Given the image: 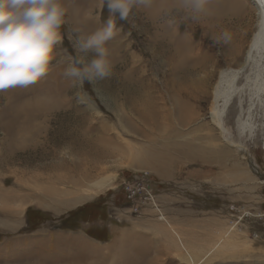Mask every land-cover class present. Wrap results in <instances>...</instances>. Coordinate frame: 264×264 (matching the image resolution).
Listing matches in <instances>:
<instances>
[{"label":"rangeland","instance_id":"1","mask_svg":"<svg viewBox=\"0 0 264 264\" xmlns=\"http://www.w3.org/2000/svg\"><path fill=\"white\" fill-rule=\"evenodd\" d=\"M210 1L258 20L253 0ZM159 4L117 21L122 31L107 44L113 75L82 83L83 77L65 75L79 55L76 30L95 31L109 10L101 0H75L54 70L27 88L0 91V264H189V255L195 264H264L254 66L247 64L235 83L242 91L224 108L217 103L221 127L212 118L221 73L244 63L253 28L243 52L227 57V45L214 42L217 33L202 18L178 15L171 28L157 13ZM166 31L192 52L182 69L173 67L177 56ZM175 96L186 100L193 117H178ZM143 175L163 219L150 207L134 212L125 200L124 186ZM101 179L109 185L96 192L92 183ZM46 189L56 193L53 199L44 197ZM63 231H82L75 242L91 244H67L75 234ZM89 238L129 245H92ZM20 242L32 247L22 252Z\"/></svg>","mask_w":264,"mask_h":264},{"label":"clouds","instance_id":"2","mask_svg":"<svg viewBox=\"0 0 264 264\" xmlns=\"http://www.w3.org/2000/svg\"><path fill=\"white\" fill-rule=\"evenodd\" d=\"M75 0H0V91L27 88L49 75L58 61L57 53L63 45L62 31ZM109 16L102 26L91 33L76 30L74 48L79 53L65 69V75L92 82L110 78L114 65L107 44L134 12L151 10L157 0H101ZM209 0H175L169 7L160 0L163 22L175 26L177 16L198 21L209 13ZM99 19V17H97ZM232 34L225 30L214 42L227 44ZM91 54V58L86 57Z\"/></svg>","mask_w":264,"mask_h":264},{"label":"bare ground","instance_id":"3","mask_svg":"<svg viewBox=\"0 0 264 264\" xmlns=\"http://www.w3.org/2000/svg\"><path fill=\"white\" fill-rule=\"evenodd\" d=\"M164 1L166 3V1H169V0H164ZM168 3H166V4L169 6L170 3H172V2H168ZM253 4H254L257 12H258L257 22H253L250 13L247 11H245L244 15H242L243 10L235 9V11H233L232 8L230 6H227L226 3L210 1L209 5H208L209 13H208V15L202 17V21H203L202 23H204V25L207 28H209L213 32L217 33V36L225 30L229 31L232 34V39L226 44L227 45L226 56L227 57L231 56L232 58H237L236 56L239 53L241 54L243 52V48L241 46V43L244 41L246 34L249 31H251V29L253 28L252 35L249 39L248 46H247V49L245 51L244 63L242 62V64L239 65V67L237 66V69H235L233 71L230 70L228 72L221 73L220 80L217 83L216 88L214 90L213 101L215 102V106L213 108L212 114H214V116L212 118L218 123V127H221L220 122H221L222 111L217 110V106H216L217 103L219 101L222 102V107L224 108L229 103L230 98L232 96L241 92L242 89H238L235 86V83L238 79L243 77V75L245 74L244 69H245V66L247 64H251L252 66H254L256 71H257L256 83L254 84L255 96H257V98H259V102H260L259 104H260L261 113H262V115H261L262 116V120H261L262 122L260 124V131H261V149H262L263 158H264V0H253ZM159 5L157 7L158 8L157 13H161ZM159 15L160 14H158V16ZM165 34L168 36L165 38L172 42V44H173L172 50H173L174 54L177 56L176 57V63H174L173 67L175 69L176 68L182 69L184 67L183 66L184 63L189 62L188 58L191 57L192 52H191V54H189V52L183 51V43H180L181 40L176 35V33H174V32L168 33L166 31ZM211 36H213V35H211ZM195 61H196L195 59L191 60V63L195 64L196 63ZM172 62H174V61H172ZM236 63H239V62H236ZM131 74H132V72H131ZM127 78L130 79L129 77H127ZM206 80H207V77H204L202 80L203 86L201 87V90L199 92L202 95L206 94L204 91V88L206 86ZM130 82H132V78H131ZM134 83H135V81H134ZM225 84H227L226 87H225ZM190 86H192V85H190ZM180 89H181L180 93H183L185 91L183 88H180ZM185 92H187V89ZM197 92H198V90H197ZM199 93L196 96H199ZM180 98L176 97V96L174 97V103H175V106L177 107L176 110L178 113L177 115H179L178 117H182L183 115H185L187 117V119L190 117H193L194 114L187 108V103L185 102L186 100L185 101L182 100V102H183L182 103L181 102L182 98L181 99ZM193 98L195 99L196 97H193ZM188 102H190V101H188ZM87 143L92 145V142H87ZM108 183H109V180L101 179V180L94 181L92 183V186L96 189V192H97V191L103 190L107 185H109ZM49 189H46V191L43 193V195L45 198L49 197V199H50V196L52 198L55 192L52 193V191H51L52 189L50 191H49ZM28 193L30 194V192H28ZM34 193H36V192H34ZM39 193H41V192H39ZM0 195H2V194H0ZM26 196H27V194H26ZM49 201H46V202H49ZM67 201H69V200H67ZM46 202L44 201L45 204H46ZM67 203H69V202H67ZM187 261L189 264H195L194 259L190 255H189Z\"/></svg>","mask_w":264,"mask_h":264},{"label":"built area","instance_id":"4","mask_svg":"<svg viewBox=\"0 0 264 264\" xmlns=\"http://www.w3.org/2000/svg\"><path fill=\"white\" fill-rule=\"evenodd\" d=\"M147 176H136L135 183L124 186L125 200L131 205L132 211L139 212L143 207H150L157 212L158 219H163L156 196L150 187L151 179Z\"/></svg>","mask_w":264,"mask_h":264},{"label":"crops","instance_id":"5","mask_svg":"<svg viewBox=\"0 0 264 264\" xmlns=\"http://www.w3.org/2000/svg\"><path fill=\"white\" fill-rule=\"evenodd\" d=\"M1 190H2V188H1ZM9 212H10L9 213V215H10L9 218H11V219L14 218L13 216H15L16 213H17L16 211H9ZM13 214H15V215H13ZM65 233H67V232L66 231H63V234H65ZM70 233L75 234L76 236L75 235H72L73 237H69V238H71L73 240L72 241L71 240H68L66 242L67 244H72V245H74V244L75 245H89V244H91V243H89V244L88 243H85L82 240H79V241L75 242L76 240H78V238L83 237V236L80 237L79 235H85L82 231L81 232H79V231L78 232H71V231H69L67 234H70ZM111 233H112V230H111ZM89 239L92 241V245H129V244L125 243V242H122V243L121 242L120 243H118V242H112L110 239L109 240H99V239H95L94 240L92 238H89ZM30 240H33V239H30ZM69 241H71L73 243H69ZM28 244H32L33 245L34 243L31 241V243H28ZM18 245H19L18 246V249H21L22 252H25L27 250V248L32 247L31 245L27 246L26 243H21V242Z\"/></svg>","mask_w":264,"mask_h":264},{"label":"trees","instance_id":"6","mask_svg":"<svg viewBox=\"0 0 264 264\" xmlns=\"http://www.w3.org/2000/svg\"><path fill=\"white\" fill-rule=\"evenodd\" d=\"M84 208H86V206H83L80 209H77L76 211L71 212L69 215L72 216V217H75L78 213H80L81 211H83ZM28 214H29V211L27 210L26 211V215H27L26 216V219H27V222L29 223V216H28Z\"/></svg>","mask_w":264,"mask_h":264}]
</instances>
